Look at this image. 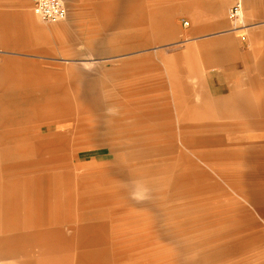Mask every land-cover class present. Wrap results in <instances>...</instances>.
Segmentation results:
<instances>
[{
	"label": "crops",
	"instance_id": "0c3cea01",
	"mask_svg": "<svg viewBox=\"0 0 264 264\" xmlns=\"http://www.w3.org/2000/svg\"><path fill=\"white\" fill-rule=\"evenodd\" d=\"M63 1L67 19L69 11L85 10L84 5L105 0ZM120 1L123 5L124 0ZM191 2L200 9L187 12L182 34L188 44L187 74L197 79L187 85L188 111L181 107L179 112L178 121L187 125V132L179 136L180 144L190 148L197 142L230 150L211 154L231 161L243 159L255 165V171L264 172V0H242V20L247 27L235 30L227 15L233 0ZM178 9L183 12L184 6L162 10L159 35L135 30L127 45L112 50L164 41L172 35L169 13L176 14ZM21 18L19 12L0 16L3 49L13 38L14 48L24 51ZM241 33H245L244 42ZM56 43L66 42L58 39ZM56 53L64 56L61 51ZM125 61L133 65L131 70L112 73L123 80L130 76L134 84L140 83L138 76L147 77L145 88L117 91L107 87L109 73L102 80L86 81L82 72L29 66L34 61L8 60L0 65V264H96L93 247L98 243L110 247L109 232L123 231L127 219L122 172L143 173L150 193L163 178L165 202L171 195L166 185L189 186L195 183L196 174H203L175 142L169 99L162 91L169 66L162 73L152 67L151 57ZM151 77L157 82H150ZM175 83L178 88L184 85ZM62 108L70 109L63 120ZM45 109H49L47 117L43 116ZM189 132L194 135L186 136ZM61 140L64 159L54 157L61 153ZM97 146H106L113 157H138L137 169L119 163L81 164L80 154ZM200 149L198 155L210 154ZM173 153L190 168L178 170L171 159ZM174 170H178L176 177L170 175ZM110 172L112 187L117 188L111 194ZM132 238L133 242L142 240L139 233ZM118 239L124 241V237Z\"/></svg>",
	"mask_w": 264,
	"mask_h": 264
},
{
	"label": "rangeland",
	"instance_id": "374dc122",
	"mask_svg": "<svg viewBox=\"0 0 264 264\" xmlns=\"http://www.w3.org/2000/svg\"><path fill=\"white\" fill-rule=\"evenodd\" d=\"M31 4V0H0V16L5 12L22 13L24 28V51L14 48L11 44L13 38L8 41L6 49L0 44V65L8 60L34 61L29 66L34 64L54 72H82L86 81L102 80L109 73L107 87L117 91L145 88L143 83L149 80L138 76L136 79L140 83L134 84L132 77L123 80L112 73L115 70H131L133 65L125 61L129 58L143 60L151 57L152 67H158L162 73L169 66L167 86L162 91L169 99L175 142L181 152L203 170V174L196 171L199 175H195V183L189 186L188 183L180 186L174 182L166 185L171 193L166 202L163 178L158 180L156 191L150 193L149 181L144 179L143 173L122 172L120 180L121 189L125 191L127 219L122 225L123 231L109 232L110 247H105L104 243L93 247L96 264H264V172L255 171V165H247L243 159L234 158L231 161L225 156L211 154L230 150L199 146L194 140H191L190 144H194L190 148L180 144L179 136L181 132H187L184 128L187 125L182 120L178 121L179 112L181 107L188 111L187 85L197 79L187 74L189 61L185 49L188 44L182 31L185 21H188L187 12L200 8L191 0L189 4L185 0L184 3L181 0H124L123 5L120 0H105L98 5L86 4L85 10L69 11L66 20L47 22L32 12ZM182 5L183 12L178 9L176 14L169 13L168 26L172 35L164 41L133 50L122 47L118 51L112 50L115 46L127 45L129 35L135 30L152 31L155 36L159 35L163 26L162 10ZM127 16L129 21L125 20ZM58 39H65L66 43L59 45L56 43ZM58 51L64 56L58 55ZM183 51L186 54L181 58ZM154 72L152 75H155ZM153 78L150 82H157ZM176 81L184 85L178 88ZM48 111L45 109L44 117H47ZM69 112V108L61 109L62 120L68 117ZM185 134L194 135L190 132ZM235 141L232 140V143ZM60 142L63 149V140ZM62 149L55 158H67L63 152L65 149ZM199 149L210 154L200 156ZM135 159L138 157H113L106 146H97L82 152L79 162L85 166L119 163L133 165L135 170L139 165ZM171 159L175 167L178 165V170L179 167L190 168L186 160L176 153L171 155ZM178 170L171 171L170 175L176 177ZM112 174L109 173L110 194L117 191L116 187H112ZM243 226L247 227V231H240ZM136 233L142 240L133 242L132 237ZM119 237H124V241H120ZM244 238L246 242L243 243Z\"/></svg>",
	"mask_w": 264,
	"mask_h": 264
},
{
	"label": "built area",
	"instance_id": "2783aa9c",
	"mask_svg": "<svg viewBox=\"0 0 264 264\" xmlns=\"http://www.w3.org/2000/svg\"><path fill=\"white\" fill-rule=\"evenodd\" d=\"M32 12L43 21L59 22L67 17V8L63 0H31ZM228 19L232 22V30L245 29L247 25L243 23L242 0H233L228 9ZM240 40H246L245 33L240 34ZM244 48L240 47L242 51Z\"/></svg>",
	"mask_w": 264,
	"mask_h": 264
}]
</instances>
